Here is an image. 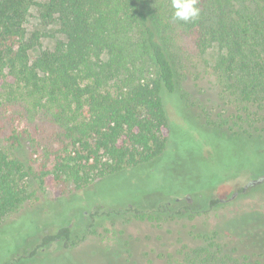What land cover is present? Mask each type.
<instances>
[{
	"label": "trees",
	"instance_id": "obj_1",
	"mask_svg": "<svg viewBox=\"0 0 264 264\" xmlns=\"http://www.w3.org/2000/svg\"><path fill=\"white\" fill-rule=\"evenodd\" d=\"M197 7L186 23L173 18L171 0H0V228L36 209L34 184L53 189L55 201H78L91 184L165 157L176 145L168 98L225 152L229 140L249 153L226 181L264 178V0ZM212 49L220 102L211 113L185 84ZM151 194L146 206L99 209L94 221L123 213L180 221L173 264H264V181L240 188L232 209L221 198L174 208ZM61 225L43 244L70 238Z\"/></svg>",
	"mask_w": 264,
	"mask_h": 264
},
{
	"label": "rangeland",
	"instance_id": "obj_2",
	"mask_svg": "<svg viewBox=\"0 0 264 264\" xmlns=\"http://www.w3.org/2000/svg\"><path fill=\"white\" fill-rule=\"evenodd\" d=\"M216 57L217 49L207 52L198 67L192 68L185 84L191 99L209 112L220 102ZM164 104L169 121L175 124L173 127L170 122L176 142L165 157L91 184L78 193V201L73 197L55 201L53 189L34 184V200L29 205L39 203L36 209L33 211L32 205L28 212L10 216L0 228V264H173L182 246L177 233L180 221L123 213L97 223L92 215L99 209L124 211L129 203L131 207L146 206L145 199L142 204L140 201L148 193H152L149 201H171L174 208L187 202L197 208L212 198L228 201V207L234 208L231 203L237 191L251 179L244 176L226 181L225 177L241 171L243 163L248 166L249 153H244L241 144L231 145L229 140L225 143L230 151L225 152L213 132L195 129L193 120L182 118L184 107L177 97L168 98ZM202 188V194L189 190ZM178 197L182 198L180 204L175 201ZM214 215L215 212L208 219L200 216L188 223L210 222ZM64 223L70 225V238L61 245L43 244L45 236L56 233ZM183 223L181 226H185Z\"/></svg>",
	"mask_w": 264,
	"mask_h": 264
},
{
	"label": "clouds",
	"instance_id": "obj_3",
	"mask_svg": "<svg viewBox=\"0 0 264 264\" xmlns=\"http://www.w3.org/2000/svg\"><path fill=\"white\" fill-rule=\"evenodd\" d=\"M198 0H171L174 9L173 18L184 22L195 21L201 10L197 7Z\"/></svg>",
	"mask_w": 264,
	"mask_h": 264
},
{
	"label": "water",
	"instance_id": "obj_4",
	"mask_svg": "<svg viewBox=\"0 0 264 264\" xmlns=\"http://www.w3.org/2000/svg\"><path fill=\"white\" fill-rule=\"evenodd\" d=\"M263 181H264V178H259V179L252 180L247 185H245V189H247L249 186H253L255 184H259V183H261Z\"/></svg>",
	"mask_w": 264,
	"mask_h": 264
}]
</instances>
